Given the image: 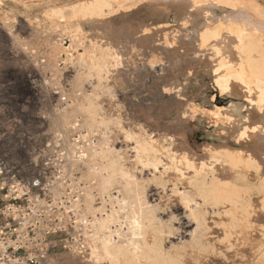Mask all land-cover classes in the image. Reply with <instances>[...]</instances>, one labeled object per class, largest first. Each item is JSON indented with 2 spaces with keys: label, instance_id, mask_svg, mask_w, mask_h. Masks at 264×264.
<instances>
[{
  "label": "rangeland",
  "instance_id": "obj_1",
  "mask_svg": "<svg viewBox=\"0 0 264 264\" xmlns=\"http://www.w3.org/2000/svg\"><path fill=\"white\" fill-rule=\"evenodd\" d=\"M93 1L0 0V157L3 162L32 163L37 172L54 181L49 199L57 210L60 206L69 239V248L53 255L58 264H81L75 249L85 247L93 215L102 214L106 203L114 200L103 199L104 190L112 197L115 192L103 179L111 174L108 166L113 153L121 156L122 165L135 178H152L154 167H144L145 162L137 160L134 138L149 137L163 152L160 136L167 135L175 141L172 149L179 157L198 153L196 158L224 168L228 165L223 161L211 160L208 148L228 146L237 150L240 145L234 142L240 133H252L254 126L256 130L264 127V99L256 84L247 82L241 93L226 95L218 80L226 74L225 68L217 71L221 62L232 58L228 51L231 39L227 37L235 41L247 35L253 38V34L264 38V0H120L111 2L104 18L69 14L80 4ZM57 9L64 15H55ZM207 36L214 43L221 42L229 53L217 55L205 43ZM224 54L227 58L223 59ZM234 114L242 116L241 121ZM252 118L258 122L253 123ZM235 177L232 179L238 181ZM239 178V182L244 181ZM150 186L149 201L161 203L164 219L168 220L171 213L176 215V233L165 245L181 257L182 264H225L232 260L230 264H264L261 193L254 192L252 225L242 222L243 226L230 229L227 235L224 225L210 221L211 242L206 250L192 241L194 225L187 234L180 228L178 214L183 212V204L171 188L166 192L156 183ZM159 194L164 199L160 200ZM86 196L93 197L92 209H83ZM79 197L82 201L77 205ZM215 219L224 220L226 227L230 223L227 215ZM119 225L114 226L119 232L128 230ZM74 239L77 246L72 249ZM116 240H120L118 236ZM86 264L96 263L88 256Z\"/></svg>",
  "mask_w": 264,
  "mask_h": 264
},
{
  "label": "bare ground",
  "instance_id": "obj_2",
  "mask_svg": "<svg viewBox=\"0 0 264 264\" xmlns=\"http://www.w3.org/2000/svg\"><path fill=\"white\" fill-rule=\"evenodd\" d=\"M119 1L120 0H95L93 2L82 3L80 4V6L76 7L75 9H72L71 13H69L70 11H68V13L74 14V15H77V13H81V15L83 14L86 16L87 15H90V16L99 15V18H100V16L102 17V15L106 13L107 10L108 11L111 10V7H112L111 2H119ZM128 6L130 7L131 5L128 4L127 7ZM58 9L56 12H53V13H55V15L56 14L61 15V16L64 15V12L59 11L61 9L59 10ZM128 11L130 10L128 9ZM69 14H66V16H68ZM110 14L113 15V13L111 12ZM106 16H108V14ZM260 34L262 33L260 32ZM260 36L256 38V36H254L253 34V38H249L247 35L246 39L239 40V41H235L233 37L232 38L227 37L229 38L228 40L231 39L230 46L228 47L229 49L228 48L227 49L228 51H230V55H232V58L230 59L228 58L229 61L228 59L227 60L225 59L226 61L221 62V65L220 64L218 65L217 63V65L219 66L217 68V71L220 70V68H223V69L225 68L224 72H226V74L218 78V80L220 83L219 85H221V87L224 89V93L226 95H235L236 93H241L240 88H243L244 85H247L248 84L247 82H249V83L256 84L257 90L260 91L262 98L264 99V38ZM240 38H242V36ZM205 39H206L205 43L208 46H210L211 49L215 50L217 52V55L222 56L223 51L226 52L225 53L226 55L227 53H229L226 50V46L224 48V46L220 44L221 42L214 43L212 42L209 36H207ZM224 40H225L224 42L226 43L227 40L225 38ZM201 43L202 41L200 42V44ZM225 56H223V59L227 58V56L226 57ZM250 92H251V89H249V93ZM249 98H250L249 94H247L248 101H250ZM256 129L258 128L254 126V127H251L252 133H249L247 131L246 132L243 131L242 133H240V135L236 138L237 142H234V143H239L240 145L238 146L239 148L237 150L231 149L228 146H210V147L208 146L209 147L208 153H209L211 160L215 162L223 161L224 164L226 163L228 165V167H224V168L214 166L213 162L212 163L210 162L209 164V161L205 162L203 158H201L203 161L200 158H196V154L198 153H196L195 156L192 155V157H190L189 155L179 157L172 149V146L174 145L175 141L172 140L167 135L160 136L161 137L160 142L163 145L162 146L163 152H160V150L155 147L153 139L149 137L148 139H142V140L139 138H134L136 140L134 144L136 145L133 147V149H134V152L137 154L136 155L137 160L145 162L144 167H148V168L152 166L154 167V169L152 170V174H151L152 178H149V177L144 178L141 176L135 178V175H132L130 173L131 171H128L122 165L121 156L117 154V152L113 153V158L111 159L110 165L108 166L109 169H112L111 174H109V176H106V178L103 177V179L107 184H111L113 188H115V192L113 193V197H112L109 190H106V191L104 190L103 199L107 198L109 199V201L114 199L115 202L113 200V202L111 201L112 203L111 202L108 204L106 203V210L103 211L104 213L103 212L102 214L95 213L93 215L91 219V225L90 226L88 225L90 227V232L87 234V236L89 235V239L86 241L85 247L83 246L82 248L75 249V251L80 253V256H81L80 258L82 259L81 264H86V257L88 256L91 259H93V261L96 264H182L181 257L178 254L173 253L172 250H167L166 245H165V241L167 240V238L172 237L170 235H173L174 232L176 231L174 227V224L176 223H173L174 221L173 219L176 218L175 217L176 215L171 213L168 220H165L164 217L162 216L163 214H165L163 213L165 212V209L164 207H162L161 203L152 204L149 201V198H148L149 190L148 189L151 183H156L157 185H160V188L162 187L163 191H166V192L168 191L167 190L168 188H171V193L176 195L177 199L179 198L178 200L183 204L182 206L183 212L178 214L180 228L186 229L185 231L187 234L188 232L187 229H189L191 225L195 226L193 230H191V234H192V241L195 242L198 248L207 250L210 247L211 240L209 236L212 234L210 233V230L212 229L211 227H212V224L214 223L215 225H221V224L224 225L223 228L225 230V234L230 229H234L238 227V225L241 224L242 222H243V225L245 222L247 223V225L250 226L251 221H252L250 218L252 217V214L253 212H255V208H256V206H254V195H255L254 192L255 191L263 195L261 206L264 210V173L263 174L261 173V170L264 171V127L259 130H256ZM255 131H258V132L256 133ZM229 135L230 136L232 135L231 137H233V134H229ZM86 155L87 154L85 153L84 157ZM81 157L83 156L81 155ZM163 158H165V160H169L170 163L165 164L164 163L165 161L163 160ZM81 159L79 158V160ZM160 168L161 170H159ZM144 169L145 168L141 169L140 171L143 172ZM226 171L232 172L234 176L238 177L237 178L238 181L233 180L232 178L234 176L232 177L231 176L232 174L227 175ZM239 177H241L244 181L239 182L240 180ZM226 178L227 179L229 178V179L226 180ZM261 178L262 180H260ZM255 179L257 180V182H255L257 184L259 183L258 181L260 180L259 186H257V184H252V180H255ZM153 195L155 197L157 194L154 193ZM159 196H160V200L164 199L163 196H161L160 194ZM92 198L93 197L90 196L87 198V200H85L87 202L83 203L82 206H85V208L83 207V209L85 210L92 209L91 207L93 206ZM172 198H175V196ZM169 200L167 202H169ZM78 201L79 202L82 201L80 197L76 200V202ZM79 202L77 203V205L79 204ZM153 203H154V200H153ZM77 205L76 203H73V204L71 203L72 207H75ZM166 205H169V203H166ZM95 209L99 211L100 208L96 207ZM175 210L177 211V209ZM256 211L258 212L257 209ZM258 214L260 213L258 212ZM226 215L230 217V223L227 225V227L225 226L226 223H223L224 220L222 221L220 219L221 217H224ZM255 216L253 215V218ZM216 217H219L220 221H216L217 220L215 219ZM211 220L213 222L212 224L210 222ZM118 224H120L119 227L122 225H125L126 226L125 228L128 230L127 231L123 230L122 232H119L117 228L114 227ZM242 230L243 229H241V231ZM256 230L258 229L256 228ZM220 231H223V229L221 228ZM253 232L251 234H253ZM130 235L132 236L130 237ZM227 235L229 234L227 233ZM116 236H118L120 240L117 241ZM260 236L261 235H259L258 237ZM242 240L244 241L245 239H242ZM248 241L251 242V240H248ZM252 242L254 243V240ZM251 246L253 248V246L255 245L252 244ZM211 250H215V248ZM223 253H226V251H224ZM239 253L241 255V252ZM193 255H194V252H193ZM232 255H234V253ZM248 255H251V253ZM256 255H258V253ZM261 255H260V258H261ZM189 256H192V255H189ZM200 256H203V255H200ZM253 256H255V254ZM210 257H214V256L211 255ZM210 257L209 259H211ZM236 257L238 258V256ZM195 258L196 257H194V259ZM222 258H223V255H222ZM229 258L231 257H228V259ZM241 258L242 257H240V259ZM199 259L197 258L196 260L198 261ZM232 259H234V257H232ZM248 259H251V258L249 257ZM235 260L237 261L238 259H235ZM203 261L205 262L204 259ZM215 261H218V260H215ZM229 262L232 263L233 260ZM229 262L226 263L225 261V264H230ZM242 262L244 264V261ZM47 263L48 264H58L54 256L49 257ZM260 263L261 262L259 261V264ZM247 264H248V261H247Z\"/></svg>",
  "mask_w": 264,
  "mask_h": 264
},
{
  "label": "built area",
  "instance_id": "obj_3",
  "mask_svg": "<svg viewBox=\"0 0 264 264\" xmlns=\"http://www.w3.org/2000/svg\"><path fill=\"white\" fill-rule=\"evenodd\" d=\"M35 168L0 157V264H46L69 248L60 206L49 199L54 181Z\"/></svg>",
  "mask_w": 264,
  "mask_h": 264
},
{
  "label": "crops",
  "instance_id": "obj_4",
  "mask_svg": "<svg viewBox=\"0 0 264 264\" xmlns=\"http://www.w3.org/2000/svg\"><path fill=\"white\" fill-rule=\"evenodd\" d=\"M228 97H229V96H228ZM237 101H238V100H237ZM239 102H240V101H238V104H239ZM241 102H242V101H241ZM236 104H237V103H236ZM252 113H253V114H256V110H255V108L252 109ZM257 114H258V113H257ZM234 116L237 117V119H239V120L241 121L242 116H238L237 114H234ZM252 119L254 120V118H252ZM240 121H239V122H240ZM252 122H253V123H257L258 121H257V120H254V121H252ZM237 124H239V123H237ZM237 130H238V127H237L236 129H234V133H236L235 131H237Z\"/></svg>",
  "mask_w": 264,
  "mask_h": 264
}]
</instances>
